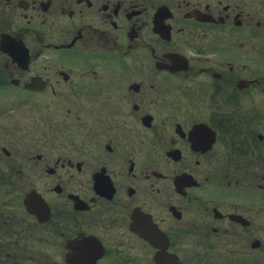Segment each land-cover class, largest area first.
I'll return each mask as SVG.
<instances>
[{"label": "flooded vegetation", "instance_id": "1", "mask_svg": "<svg viewBox=\"0 0 264 264\" xmlns=\"http://www.w3.org/2000/svg\"><path fill=\"white\" fill-rule=\"evenodd\" d=\"M259 15L0 0V264H264Z\"/></svg>", "mask_w": 264, "mask_h": 264}, {"label": "rangeland", "instance_id": "2", "mask_svg": "<svg viewBox=\"0 0 264 264\" xmlns=\"http://www.w3.org/2000/svg\"><path fill=\"white\" fill-rule=\"evenodd\" d=\"M263 18H264L263 15H259V16H258V19H259V20L262 19V21H261V24L263 25L262 27H264ZM262 27L259 29V31L262 29ZM259 31H258V32H259ZM258 38L261 39L260 37H258ZM21 117H23V116H21ZM19 120H20L19 123H24V120H23V119L20 118Z\"/></svg>", "mask_w": 264, "mask_h": 264}]
</instances>
